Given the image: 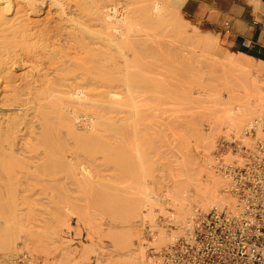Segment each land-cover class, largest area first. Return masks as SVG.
I'll return each mask as SVG.
<instances>
[{
  "label": "rangeland",
  "instance_id": "obj_1",
  "mask_svg": "<svg viewBox=\"0 0 264 264\" xmlns=\"http://www.w3.org/2000/svg\"><path fill=\"white\" fill-rule=\"evenodd\" d=\"M24 1V5L28 8L29 17L31 19V22L29 23V31L32 34L31 37L26 40L19 37V39L16 38L17 40H15L12 36V38L8 37V39H2L0 41V105L3 103V106L5 103L1 98L2 91L4 89H9L12 95L20 98L23 103H28V106H26L30 108V110H28L29 112H21L23 114H20L22 117L20 115L17 117L18 120L20 119V123L17 121V124H20V131H17L15 130L16 128L8 130L10 122L7 117L9 116L8 114L5 115L6 110L0 107V131L5 132L11 137L17 134V132L19 134L17 137L19 140L16 138L15 142L13 140L10 141L16 144H14L15 147L13 146L14 149L11 150L12 146L10 145V147L8 145L10 142L4 143V141V150L6 152L3 149L2 151L7 153V155L13 153L9 156H21L22 160L23 158L25 159L24 163V161H20L21 159H17L18 157H16L18 160L17 163L22 162L19 164L23 165L20 167L16 165V167L18 166L20 169L14 168L17 175L13 180H19L22 176L23 180H19L22 184L19 181H13L10 183V181H7L8 179H4L7 177H4L5 175L0 173V177L3 176V178L0 179H4L3 181H5H0V183L3 184L2 186L5 187V185L8 184L5 188H0V190L2 189L3 191H0V193L2 192V195L0 196V237L17 235L14 237V239H16L14 242H16L12 252L16 251L15 254H17L20 251L25 250L36 257H44L52 264H60L58 258L64 250L68 251L73 258V264H108V262L112 263L117 260L118 262L116 263H120L121 261L119 258H124L127 255L128 257L130 255L129 258L133 257L134 259H132L133 262L126 261V264H145L149 252V246L155 245L159 248L166 245L171 241L169 237L172 236L173 230L175 232V234L173 233L174 237V235L179 233L180 227L183 225L179 224L176 220L177 209L174 208V205H176V198L171 197V193H174L172 196L176 194L174 189L177 186V183L180 185L183 181V177H185V172L180 168L181 163L180 165L177 163L179 162L178 160L181 162V159L179 158H182L181 155H183L184 152L187 153L191 159L195 160L194 162L198 167H202V171H200L201 168H199L200 170L198 171V167H196L197 171L201 173V175L198 174L201 180L210 178L213 173H215V176L213 175L214 177H219L223 180L224 184L222 185L223 189H221V193L225 197V203L230 202L229 193L226 191V180L220 173L216 172L213 167L215 163L214 150L216 148L217 140L221 135L229 132L239 135L250 123L243 122L245 124L242 125V123V127L237 130V127H228L224 117L219 118L223 115L218 116L223 113V111L217 114L216 111H219V109L212 111L211 108H218L215 107L217 105L214 106L213 104L217 102L219 98L220 100L230 99L232 95H234V93H232L230 98H228V94H231V91L236 93L240 90L241 92L238 91V93H240L238 95H244L243 97H245V99H247L248 94H251L252 96L249 97L251 99H249L250 103H255V98L259 94L258 92H248L246 95L247 92L245 93V91H243L242 94L243 89L240 87L235 89L233 85L228 86V84H226V82H230L232 77L238 79L234 75L237 69H234V72L231 73L232 67L226 66V68H230V70L226 69L223 71L225 69V64L223 63L225 62H223L224 60L221 62L220 59L225 58L227 55L226 53L233 56L237 53H235L234 49L224 44L223 33L225 29L223 24L217 26L211 22L196 19L187 13L184 8L181 9V5L184 4L185 0H170L171 3L177 2L176 4H179V18L182 22L191 25V27L199 32L202 40L209 43L208 49L205 51L198 49L195 50L196 52L193 51V54L183 50V47L178 49V47H175V44L170 46L169 44H172L169 41L170 38L167 36L163 37V23H154L153 29L150 25L151 32L154 34L156 32L154 40H144L142 42L131 44L127 41L126 43H123L131 46L129 52L134 51L128 54V56L132 55L130 56V61L131 65H134V67L132 66L131 69L135 71V73L137 71L139 73L133 74V72H130L132 70L126 68L123 64L126 61L120 60L121 57V59L124 58L123 55L119 53L121 51L115 50L118 48V45L112 49L116 45L111 43H108L107 45L106 42H101L102 39L99 40L97 37L88 34L93 38H96L91 40L87 37L88 35L84 34V40L82 43L84 47L86 46L85 51L86 49L87 51L83 54L82 58H77L76 60H79L83 64L85 70L87 67L90 68L91 74L87 73V71L89 72V68L84 71L91 76H100L98 77L100 79H102L103 76H107L108 79L113 77L111 82L113 86H105V84L99 87L98 90H93L94 92H97V94L88 98L89 103H85L84 105L81 101L78 102L77 100L78 103H69V101L67 103H52L58 104L61 109L60 112H57L58 115H54V117L58 116L55 117V119L53 116L49 115L52 113L50 110L53 111L54 108L48 110L50 111L48 116L51 117H48V119H53V122L49 120V129L55 126L54 129H51V132L53 131L54 133L52 132L48 135L56 134L57 136H51V138L50 136L46 137L44 136L46 134L43 133L44 131H41L40 128V125L44 123L43 119L47 118L44 117L46 114L42 111L46 108L44 107V109H42L43 107L40 105L39 108L42 107V110H40L37 106L40 101H50L51 99L59 100V98L69 97L68 94L58 91L64 87L62 86V81L59 80L57 76L64 75L67 71L60 69L63 66L59 67L62 65L61 62L66 60V58L62 56L63 53H61L60 50H69L68 46H70L69 44L71 43V40L69 37L67 40L66 34H64L67 33L69 28L65 29L63 25L65 24L66 26L68 23L65 20L64 22H60L59 20L61 17L64 19L66 15L60 17L58 13H56V7L52 4L51 0ZM235 1L242 5L251 4L256 7L261 4V0ZM59 27H62L63 30L62 28L59 29ZM58 30L60 32H58ZM96 32L97 31H94V36L100 34L99 32ZM30 33L28 32L27 36H30ZM61 34H64L65 37H63L64 35L61 36ZM151 37L152 35H150L149 38ZM216 39L218 40V43L216 42ZM96 40L100 42H94ZM66 41H68L69 44ZM163 41L165 42L164 44ZM111 45H113V47ZM108 47L111 49L110 51L106 50ZM73 50L74 49H72V51ZM169 50L171 51V54L169 53ZM105 51H107V54L104 53ZM108 52L110 53V56L113 54L112 58L114 63H117V69L119 68L118 64H122L120 69H118L121 74L118 72L119 75H115L118 71L116 70V67L114 73L109 70L112 66L109 65L107 68L105 60L99 59L103 57L101 56L103 54L108 56ZM94 54L99 55L97 60L95 59L96 57H94L96 61H93L92 59ZM119 55L120 58L118 57ZM224 55L225 57H223ZM179 56H182V58H178ZM173 57L176 58L174 59ZM227 57H229V55H227ZM179 59L182 61L180 64ZM226 60H228V58H226ZM176 61L178 62L176 63ZM228 64L229 61L227 62V65ZM260 64L258 61H254V66L256 65L257 68L259 67L258 69L260 71L258 76L254 75L257 77L255 78L256 81L252 80L253 75L249 76V79L253 81L254 86L259 87V92L262 91L264 93V88L262 89L264 86V66H260ZM121 67L124 69L123 71H121ZM163 67H165V73L163 72ZM113 69L114 68H112V70ZM125 70L129 71L130 74H128L129 72L126 73ZM124 71L128 76L130 75L128 78L126 76L127 79L124 77L125 74L122 75V72ZM227 71H231L228 72L229 75L227 74ZM223 72H226L225 74L230 78H223L226 77ZM112 73L115 76L111 75ZM231 74L234 76L231 77ZM260 76L261 78L258 79ZM179 79L180 81H178ZM127 81L129 83H127ZM101 82L106 83L105 80ZM231 83L235 84V82ZM258 83L261 85H258ZM224 85L228 86L226 88L231 86L234 89L231 90L230 87V92H228L229 90L225 89ZM252 87L253 86H251V88ZM91 89H93V86L87 83L85 85V90L90 91ZM254 90L258 91V89ZM249 91H252V89ZM221 102H219V106ZM29 104H31V106H29ZM225 104L221 105L224 106ZM230 106L232 105H226L223 108L220 106V108L226 109V107L229 108ZM80 107H82V109ZM37 112L39 116L36 114ZM14 113L15 115L18 114L16 112ZM53 114L54 113L51 115ZM263 115L264 108L261 114L257 116V119ZM40 116H43L44 118L42 119ZM25 117L26 119H24ZM214 118L224 120L221 122L219 121V125L216 124L218 126L214 127L219 128L218 130L211 132L213 129L212 125H214L213 123L218 122V120H215L216 122H214ZM255 120L256 118L253 122ZM74 126H78L79 128H74ZM190 126H194V128ZM69 128L71 132H67V129L69 130ZM24 129L25 131H23ZM55 129L58 130L55 131ZM195 129H197V131H195ZM21 130L24 132L23 135ZM13 131H15L14 134ZM27 131L29 132L27 133ZM48 132L50 131L48 130ZM36 133L42 134L46 139L49 138L50 140H53L52 142L49 141V139L47 141L56 144L50 146L51 143L47 144L48 142L46 140L37 139L44 137L36 136ZM0 135L2 134L0 133ZM2 136V138L5 139L4 135ZM58 136L63 139V142L58 141L60 140V138L58 139ZM4 139H2V141ZM35 140L37 142L36 145ZM29 142H32V144L29 145ZM45 142L47 147H42L45 146L43 144L39 146V143L45 144ZM59 142H61V144H57ZM56 145H58V150L55 148ZM28 146L30 148H28ZM34 146H37V148ZM64 146L66 148H64ZM44 148L46 149L44 150ZM51 149H53V153L50 151L49 153H52L53 155L48 153V150ZM36 150H39V152ZM39 154L42 156L41 159L38 156ZM3 155L4 157L7 156L5 154ZM22 155H24V157ZM25 157H27V159ZM28 157L31 158V162H26V160L30 161ZM55 157H57V159ZM11 158L13 157L8 159L10 160ZM42 158H44V160ZM59 158L60 160H58ZM35 160H39L40 162ZM62 161H64V163ZM10 162L12 164L13 161ZM32 162H37V164ZM50 162H53V164L49 165L51 164ZM54 162H58L62 166L60 164H55ZM27 163L29 164V167L27 166L26 171V167L23 166L27 165ZM53 166H60L62 169L66 168V171ZM51 167H53L54 170H57L51 171ZM1 169L2 168H0V171ZM46 170L51 171V174H47L48 172ZM19 172L22 174H19ZM53 172L54 175H57L58 177L52 176ZM209 172L212 174L211 176ZM44 174H46V176H44ZM60 174L62 177H59ZM202 174H204L203 176H205L206 179L203 178ZM64 175H67V177ZM24 176H28L30 179H24ZM53 178L58 184L54 183L56 181L53 182ZM58 179L62 182H58L60 181ZM47 180L50 181L47 183ZM18 182L19 185L17 184ZM9 185H12L10 186L12 188H9ZM16 187H20V190L18 191ZM8 188L12 189L13 192H10ZM16 190L17 192H21V196H25L24 193H26V195L29 193L27 197H20L19 200H16V203L12 201L13 205L17 204V206H15V210H17L18 207L17 212L14 210L17 216L10 211L13 207L11 206L12 204H10L11 198H8L10 195H8V197L6 196L9 193L13 194ZM138 194H140V196ZM130 195L138 196L143 199H140L142 210L139 212H141V215L138 214V218H136L141 222H138L139 220L134 221V219L129 220L131 222L134 221L133 224L134 226L136 225V230H139H137L138 232L132 231L135 230V227L133 229L131 227L132 235L133 233H139L137 234L139 235V239L136 238V234H134L135 236L131 235L132 245L129 244V246L131 245L130 247H132L136 245V247H132L129 251L123 252L124 250L121 251L120 249L125 245L123 241L126 242L125 230L133 225L129 224L130 222H128V224L127 222H121L123 223L121 224L117 221L124 218V216L120 215H124L122 213L124 211L122 210H125L123 209L126 208L124 205L132 198ZM172 198L175 199L172 200ZM122 202H124V205ZM152 202L154 203L152 204ZM149 203L152 205H149ZM161 205L163 207H161ZM199 205L201 204L194 203L193 211L197 208L202 211H208L212 206L211 205L205 209ZM119 206L122 208V212H120L121 214L118 213V210L121 209ZM106 208L107 210H104ZM166 211L168 213H166ZM111 213L116 215H112ZM159 214H162L163 216L166 215V217L172 216L174 226H168L164 223L163 225L156 226L157 229L160 228L158 229L157 238L154 241L149 242V239L146 236L145 223H156ZM192 215L187 218V222ZM111 216L119 217V219L112 218ZM107 217H111L112 220L115 219L116 221L113 222L111 220L112 223ZM120 225L123 227L125 226L126 228L124 227L123 230V227H120ZM114 226L121 229V234L118 233L119 235H114L115 232H110L116 229ZM113 227L115 229H113ZM14 229H17L15 234L13 232ZM107 229H109V232H107ZM118 229H116V232L119 231ZM105 231L107 233H112L114 237L118 235V240L119 238L121 239L118 241L119 244H117V238L112 241L109 236V239L107 238L106 234L103 236L102 233ZM35 232H38L37 236L40 238H42V236L45 237L46 234H50L49 236L53 235L49 239L52 240L49 251H46L41 247L38 248V245L35 246V238H33V234H36ZM41 233H43V235ZM122 234H124L123 240L121 237ZM163 234L166 235L165 237H167L169 241L166 240V242H163ZM44 237L42 239L47 241V236L45 239ZM128 247L125 249L128 250ZM15 254L12 253L10 257H5L3 259L9 258L10 260ZM1 257L0 254V258ZM9 260H7L8 262L4 260V263L9 264Z\"/></svg>",
  "mask_w": 264,
  "mask_h": 264
},
{
  "label": "bare ground",
  "instance_id": "obj_2",
  "mask_svg": "<svg viewBox=\"0 0 264 264\" xmlns=\"http://www.w3.org/2000/svg\"><path fill=\"white\" fill-rule=\"evenodd\" d=\"M174 1H176V0H174ZM51 2H52V4L56 7V13H58V15L61 17V16H63V15H66L65 17H64V19L61 17H59L60 19V22H64V20L68 23L66 26H65V24L63 25V27L66 29V28H69V30H67V33H64V34H66V39L68 40V37L70 38V40H71V43L69 44V42L68 41H66V42H68V44L71 46V48H70V46H68V49L69 50H60L61 51V53H63L62 54V56L63 57H65L66 58V60H64L63 62H61L62 63V65H60L59 67H61V66H63L62 68H60V69H63V70H67L65 73H64V75H61V76H57V78L59 79V80H61L62 81V86L64 87L63 89H60V90H58V91H60V92H63V93H65V94H68L69 95V97H67V98H59V100H53V99H51V100H53V101H47V100H45V101H40V103H38L39 105L37 106L38 108H39V106L41 105L42 107V109H44V107L46 108L45 110H42L41 108H39L40 110H42L43 111V113L44 114H46V115H44V117H47L46 119H43L44 117L43 116H40L42 119H43V121H44V123L42 124V125H40V128H41V131H44L43 133H45L46 135H44V136H46V137H49L50 136V138H51V136H57L56 134L55 135H53V134H51V135H48V134H50V133H52L51 132V129H54V127L55 126H53V128H51V129H49V120L51 121V122H53L52 120L53 119H48V117L49 118H51L50 116H53V118L55 119V117H58V116H55L54 117V115H58L57 114V112H60V107H59V105L58 104H52V103H63V102H68L69 101V103H76L77 101L79 102V101H81L82 102V104L84 105L85 103H89L88 102V98H91L92 96H95L96 94H97V92H94L93 90H98V88L99 87H101V86H103V85H105V86H113V84H111V82H112V80H113V77H111V78H107V76H103V78L102 79H100V78H98V77H100V76H95V75H93V76H91L90 74V68L89 67H87L86 68V70L88 69L89 70V72L87 71V73H90V74H87L85 71V67L83 66V64L79 61V60H76L77 58H82V56H83V54L87 51V49H86V51H85V47H84V45H83V43H82V41L84 40V34H86V35H88V34H90V35H92L93 37H97L99 40H101V42L102 41H104V42H106L107 43V45H108V43L110 44H114V45H116V46H114L113 47V45H111L113 48L112 49H114L115 47H117V45H118V48H116L115 50H119V51H121V52H119V53H121L122 55H123V58L124 59H121L120 58V55L118 56L119 58H120V60L122 61H126L125 63H123L125 66H126V68H128V69H130V70H132L131 68H132V66L134 67V65H131V61H130V56H132V55H130V56H128V54H130V53H132V52H134V51H131V52H129L130 51V47L131 46H128L127 44H123L124 42L126 43V41L127 42H130V44L131 43H138V42H142V41H144V40H146V41H148V40H154V38H155V36L154 35H156V32H155V34L153 33V32H151V29H150V27L152 26V29H153V24L154 23H163V37H165V36H167V37H169L170 38V43H172V44H169L170 46L171 45H173V44H175V47H178V49L179 48H181V47H183L184 49L183 50H185L186 52L188 51V52H190V53H193L194 54V52L193 51H195V50H200V49H202V50H207L208 49V46H209V43L207 42V41H204V40H202V38H201V36H200V34H199V32L198 31H196V29H194L193 27H191V25H188V24H185L184 22H182V20L179 18V16H178V13H179V4H176L177 2H174V3H171V1L170 0H51ZM185 2V1H184ZM180 3V2H179ZM25 4V1L24 0H0V41L3 39H8V37H11L12 38V36L14 37L13 39H15V40H17L16 38H18L19 39V37H21V39H23V40H26V39H28L29 37H31V33H30V31H29V26H30V22H31V19H30V17H29V12H28V8L24 5ZM181 4V3H180ZM183 5V4H182ZM181 5V6H182ZM29 24V25H28ZM151 25V26H150ZM149 26V27H148ZM62 27H59V29H61ZM149 28V29H148ZM62 30H63V28H62ZM94 31H97V32H99L100 34H98V36H94ZM30 33L29 35L30 36H27V33ZM58 32H60L59 30H58ZM96 32V33H97ZM149 32H151V33H149ZM63 34V35H64ZM57 35V34H56ZM62 34H61V36H63ZM90 35H88L87 37L88 38H90L91 40H93V39H96V38H93L92 36H90ZM97 35V34H96ZM150 35H152V37L151 38H149L150 37ZM26 36H27V38H26ZM154 36V37H153ZM63 37H65V35L63 36ZM86 37V36H85ZM100 37V38H99ZM216 38V37H215ZM72 42H74V43H72ZM94 42H98V40H96V41H94ZM100 42V41H99ZM98 42V43H99ZM216 42L218 43V40L216 39ZM165 42L163 41V44H164ZM167 43H168V41H167ZM123 44V45H122ZM129 44V45H130ZM74 45V46H73ZM106 45V46H107ZM110 47V46H109ZM107 48L106 50H111L110 48ZM174 47V46H173ZM174 47V48H175ZM168 48V47H167ZM166 48V49H167ZM170 48V47H169ZM72 49H74L73 51H72ZM172 49V48H171ZM170 49V50H171ZM169 50V51H170ZM89 51V50H88ZM107 51H105L104 53H106ZM184 52V51H183ZM196 52V51H195ZM170 54H171V51L169 52ZM176 53H179V52H176ZM181 53V52H180ZM230 53H232V52H230ZM98 54H100V53H98ZM107 54V53H106ZM106 54H103V55H101V56H103V57H101V58H99V59H101V60H105V64H107L106 65V67L108 68V66L110 65V66H112L111 67V69H109V70H111L112 72H114V71H116V70H118V69H120V66H122V64H118V66H119V68L117 69V63H114V61H113V58H112V56H113V54H112V56H110V53L108 52V56H105ZM227 55H229V57H227V55H226V57H225V55L223 56V57H225V58H222V59H220L221 60V62L223 61V62H225V63H223V64H225L224 66V70L223 71H225L226 69H229L230 70V68H226V66L228 67H232V69H231V71H227V74H228V72H231V73H233L234 72V69L236 70L237 69V71L235 72V76L238 78V79H236L235 77H232V76H234V75H232L231 74V77L232 78H235V79H230V82L228 81V83L226 82V84H228V86L229 85H233V87L235 88V89H238L237 87H240L241 89H243L242 90V94H243V91H245V93H246V95L248 94V92H258V94L259 95H257V97L255 98L256 99V102H255V100H254V102L255 103H253L252 101V103H250L249 101L251 100L249 97L250 96H252L251 94H248L246 97H247V99H245V97H243L244 95H238V94H240V93H238V91H240V90H238L236 93L234 92V91H231V94H228L229 95V97L228 98H230V95H232V93H234V95H232V97L230 98V99H221L220 100V98H219V100H217V102H215V103H217V104H213L214 106L215 105H217V106H215V107H218V108H214V107H212L211 108V110L212 111H214L215 109H219V111L217 110H215L216 112H217V114L219 113V112H221V111H223V113H221V114H219L218 116H221V115H223V116H221V117H219V118H223L224 117V119L226 120L225 122H227V124H228V127L229 126H231V127H233V128H236V130L237 129H240L241 127H242V125H244L245 123H243V122H247L248 124L250 123H252L253 122V120L256 118V120H257V116L259 115V114H261V112L263 111V108H264V93L261 91V92H259L260 90H259V87L257 86H254V83H253V81L252 80H255L256 81V79L255 78H257V77H255L254 75H257L258 76V74H259V67L257 68V66L255 65L254 66V59H252L251 57L249 58V56L247 57L246 55H244V54H235V56H233V55H231V54H228V53H226ZM233 54V53H232ZM96 54H94V56H93V61H96L97 59H98V56L99 55H96ZM116 55V54H115ZM115 55H114V57H115ZM110 56V57H109ZM117 56V55H116ZM94 57H96L95 59H94ZM103 58V59H102ZM174 59L176 58V57H173ZM178 58H182V56L180 57H178ZM185 58V57H184ZM226 58H228V60H226ZM115 59V58H114ZM170 59V58H169ZM171 60V59H170ZM252 60H254V61H252ZM116 61V60H115ZM229 61V64L227 65V62ZM97 62H99V61H97ZM174 62H175V60H174ZM178 61H176V63H177ZM122 63V62H121ZM180 63H182V61H180V59H179V64ZM259 64H260V62H258ZM99 64V63H98ZM105 64H104V67H105ZM178 64V65H179ZM116 65V66H115ZM123 65V66H124ZM171 65V64H170ZM261 65H263L264 66V63L263 62H261V64H260V66ZM125 66H124V68H125ZM165 66V65H164ZM175 66H177V65H175ZM259 66V65H258ZM96 67V66H95ZM115 67H116V70H115ZM147 67V66H146ZM171 67V66H170ZM234 67V68H233ZM106 68V69H107ZM110 68V67H109ZM112 68H114L113 70H112ZM121 71H123L124 69L121 67ZM165 69V67H163V72L165 71L164 70ZM166 69H170V68H166ZM85 70V71H84ZM126 71V73H128L129 71H127V70H125ZM125 71L124 72H122L123 74L122 75H124L125 74V79H127L129 76L125 73ZM118 72L121 74V72L118 70L116 73L117 74H115V75H119L118 74ZM130 72H133V74L135 73V71H130ZM130 72L128 73V74H130ZM166 72H167V70H166ZM115 73V72H114ZM136 73H139L138 71L136 72ZM135 73V74H136ZM165 73V72H164ZM168 73V72H167ZM226 73V72H225ZM224 72H223V74H225ZM94 74V73H93ZM132 74V73H131ZM222 74V73H221ZM222 74V75H223ZM111 75H114L113 73L111 74ZM114 75V76H115ZM121 75V76H122ZM226 75V74H225ZM229 75V74H228ZM228 75H226V77H223V78H225V79H228V78H230ZM251 75H253L252 76V80L251 79H249L250 77L249 76H251ZM262 75V74H261ZM126 76H127V78H126ZM178 76V75H177ZM175 77V76H174ZM228 77V78H227ZM254 78V79H253ZM261 78V76L258 78V79H260ZM105 80V82L106 83H104V82H101V81H104ZM251 80V81H250ZM153 81V80H152ZM178 81H180V79L178 80ZM227 81V80H226ZM239 82V86H238V82ZM171 82V81H170ZM175 82H177V81H175ZM231 82H235V84H232ZM90 84L91 86H93V89H91L90 91H86L85 90V85L86 84ZM127 83H129L128 81H127ZM149 83V82H148ZM155 83V82H154ZM173 83H174V81H173ZM172 84V83H171ZM225 84V85H226ZM264 84V83H263ZM155 85V84H154ZM166 85H167V83H166ZM224 85V86H225ZM235 85V86H234ZM258 85H261L260 83H258ZM173 86H175V85H173ZM228 86H225V89H228L227 91L228 92H230V89L231 90H233L234 88H232L231 86V88L229 89V88H226V87H228ZM251 86H253L252 88H251ZM264 88V86L262 87V89ZM161 89V88H160ZM160 89H158V90H160ZM250 89H252V91H249ZM254 89H258V91H255ZM98 92H100V91H98ZM241 92V91H240ZM236 95V96H235ZM242 97V98H239V97ZM64 97V96H63ZM224 97V96H223ZM1 98L3 99V101L5 102L4 103V105L2 106V104L0 105V107L2 108V109H5L6 110V113H5V115H7L8 114V116L9 117H7V118H9V122H10V125H9V127H8V130H13L14 128H16L15 130H19L20 131V124H17V121H19L18 120V118L17 117H19V115L20 114H22L21 112H23V113H25V112H29L28 110H30V108H28L27 106H28V103H23V101L20 99V98H17L15 95H12L11 93H10V91H9V89H4L3 91H2V93H1ZM234 98V99H233ZM240 99V100H239ZM250 99V100H249ZM1 100V99H0ZM74 100V101H73ZM77 100V101H76ZM224 100V101H223ZM230 100V101H229ZM237 100V101H236ZM222 101V102H221ZM228 101H229V104H228ZM77 102V103H78ZM80 102V103H81ZM219 102H221V104H225V103H227V104H225L224 106H222L221 104H220V106H221V108H223V107H225L226 105H232V106H230L229 108H227L226 107V109H221L220 108V106L218 105L219 104ZM239 102V103H238ZM48 103H50V104H48ZM79 103V104H80ZM27 105V106H26ZM34 105H36V104H34ZM29 106H31V104H29ZM80 106V105H79ZM33 108V107H32ZM48 108V109H47ZM54 108V109H53ZM77 108H79V107H77ZM81 109H82V107H80ZM38 109V110H39ZM49 109H53V111L52 110H50L52 113H54L53 115H51L52 113H50L49 114V112L50 111H48ZM221 109V110H220ZM39 110V111H40ZM47 110V111H46ZM55 111V112H54ZM14 112H16V113H18V114H16L15 115V113ZM34 112V111H33ZM79 112V111H78ZM215 112V113H216ZM12 113H13V115H12ZM40 113V112H39ZM56 113V114H55ZM38 116H39V114H38V112L36 113ZM42 114V113H41ZM48 114L50 115V116H48ZM216 114V115H217ZM23 115V114H22ZM28 115V114H27ZM88 115V114H87ZM21 116V115H20ZM36 116V115H35ZM217 116V117H218ZM22 117V116H21ZM20 117V118H21ZM215 117V116H214ZM35 118H37V117H35ZM24 119H26V117L24 118ZM224 119H221V120H218V119H215L214 118V122H216L215 120H218V122H216V123H213L214 125H212V127H213V129H212V131L211 132H215L216 130H218L219 128H214L215 126L217 127L219 124L218 123H220L222 120H224ZM37 120H39V119H37ZM255 120V121H256ZM22 121H23V118H22ZM42 121V122H43ZM220 121V122H219ZM26 122V121H25ZM191 122H192V120H191ZM19 123H20V121H19ZM22 123V122H21ZM64 123V122H63ZM243 123V124H242ZM216 124H218V125H216ZM242 124V125H241ZM51 125H54V124H51ZM61 125H63V124H61ZM191 125V124H190ZM196 125V124H195ZM25 127V126H24ZM78 127V126H77ZM76 126H74V128H77ZM190 127H192V128H194V126H190ZM22 128V127H21ZM79 128V127H78ZM191 128V129H192ZM232 128V129H233ZM215 129V130H214ZM27 130V129H26ZM48 130L50 131V132H48ZM56 130H58V129H55V131ZM64 130V129H63ZM78 130H80V129H78ZM194 130V129H193ZM233 130H235V129H233ZM23 131H25V129L23 130ZM34 131H36V130H34ZM66 131V130H65ZM75 131V130H74ZM76 131H77V129H76ZM195 131H197V129H195ZM29 131H27V133H28ZM39 132V131H38ZM61 132V131H60ZM64 132V131H63ZM67 132H71V130H70V128H69V130L67 129ZM0 133L2 134V135H4V137H5V139L4 138H2L3 136L2 135H0V168H2L1 169V171H0V173H3L5 176L4 177H7V178H4V179H8L7 181H10V183L11 182H13V181H19V180H23L22 178V176H21V178H19V180H13V178H16V171H15V169L14 168H16V169H18L21 165H23V164H19V163H22V162H19V163H17L18 162V160L17 159H21L20 161H24V163H25V159L23 158V160H22V158H21V156H15V155H13V156H9V155H12L13 153H11V154H8L7 155V153H5L6 151L4 150L5 149V147H4V143H7V142H10L11 140H13L14 142H15V140H16V138L19 136V134H18V132H17V134H15V135H13L12 137L10 136V135H8V134H6L5 132H1L0 131ZM15 133V131H13V134ZM21 133H22V135H23V133L24 132H22V130H21ZM26 133V134H27ZM42 133V132H41ZM42 133V134H43ZM54 133V132H53ZM57 133V132H56ZM42 134H37L36 133V136H39V137H42L43 135ZM57 134H59V133H57ZM63 134V133H62ZM29 135H31V134H29ZM41 135V136H40ZM43 136V137H44ZM11 137V138H10ZM24 137V136H23ZM37 138V137H36ZM60 138V136H58V139ZM2 139H4L3 141H2ZM28 139H32V138H28ZM37 139H43V140H48L49 138H37ZM57 139V140H58ZM17 140H19L18 138H17ZM56 140V139H55ZM63 139H61L60 138V140H58V141H62ZM5 141V142H4ZM31 141V140H30ZM38 141H40V140H38ZM49 141H53V140H50L49 139ZM49 141H47L48 143L47 144H49V143H51V142H49ZM4 142V143H3ZM63 142V141H62ZM15 143H13V142H10V143H8V145L10 146H12V148H11V150H13L14 148H13V146L15 147V145H14ZM27 144V143H26ZM30 144H32V142H29V145ZM37 144V142H36V140H35V145ZM41 144H43V145H45V146H42V147H47V145H46V142H45V144L44 143H39V146L41 145ZM52 144H56V143H51L50 144V146L52 145ZM57 144H61V142H59V143H57ZM10 146V147H11ZM49 146V147H50ZM58 145H56V149L58 148L57 147ZM60 146H62V145H60ZM59 146V147H60ZM66 146H67V144H66ZM34 147H36L37 148V146H34ZM26 148V147H25ZM28 148H30L29 146H28ZM35 148V149H36ZM54 148V147H53ZM64 148H66L65 146H64ZM2 149L5 151H2ZM27 149V148H26ZM41 149V148H40ZM43 149V148H42ZM46 148H44V150H45ZM49 149V148H48ZM43 150V151H44ZM52 150L53 149H51V150H48V153H49V151L50 152H52ZM58 150V149H57ZM60 150V149H59ZM63 150V149H62ZM2 151V152H1ZM28 151V150H27ZM36 151H38L39 152V150H36ZM35 151V152H36ZM4 152V153H3ZM30 152V151H29ZM46 153V152H45ZM53 153V152H52ZM52 153H49V154H52ZM183 153V152H182ZM181 153V154H182ZM3 154H5V155H7V156H5L4 157V155ZM24 154H26V153H24ZM31 155H34V154H31ZM53 155V154H52ZM51 155V156H52ZM180 155V154H179ZM23 157H24V155H22ZM27 156V155H26ZM30 156V155H29ZM39 157H40V159H41V155L39 154L38 155ZM182 156V158H179V159H181V162H180V160H178L179 162H177V160H176V162L177 163H179V165H180V163H181V165H180V168H181V170H183V172H185V177H183V181L181 182V184L180 185H178V183H177V186L175 187V189H174V191H176V196L174 195V196H172V194H174V193H171V197H175L176 198V205H174V208L175 209H177V218H176V220L179 222V224H186V222H187V218H189V216H191L192 214H193V204L194 203H196V204H201V205H199V206H202L203 208H208L209 206H211V205H216V206H222V205H224V203H225V197L222 195V193H221V189H223L222 188V185L224 184L223 183V180H221V178H219V177H214L215 175V173H213V175L212 174H210V172H212V171H210L209 172V174H210V178H205V176H203L204 174H202V176H203V178H205L206 180H204V179H200L199 178V176H198V174H200L201 175V173L200 172H198L200 169L199 168H201V170L200 171H202V167H198V165H196L195 164V160L194 159H191L190 157H189V155L187 154V153H185L184 152V154L183 155H181ZM10 157H13V158H11L10 160L8 159V158H10ZM16 157H18L17 159H16ZM61 157V156H60ZM178 157H180V156H178ZM177 157V158H178ZM14 158H15V160H14ZM26 159H27V157H25ZM29 158V157H28ZM32 158H35V157H32ZM36 158H38V157H36ZM49 158V157H48ZM56 159H57V157H55ZM55 158H53V159H55ZM31 158H29V160H30ZM43 160H44V158H42ZM52 159V158H51ZM34 160V159H33ZM48 160V159H47ZM58 160H60V158L58 159ZM10 161H13L12 162V164H11V162ZM35 161H39V160H35ZM42 161V160H41ZM26 162H31V160L30 161H27L26 160ZM40 162V161H39ZM38 162V163H39ZM63 163H64V161H62ZM61 162V163H62ZM32 163H35V164H37V162H32ZM44 163V162H43ZM46 163V162H45ZM51 164H49V165H52L53 164V162H50ZM55 164H60V163H58V162H54ZM66 163H68V162H66ZM54 164V165H55ZM195 164V165H194ZM16 165H18L17 167H16ZM32 166H34L33 164H31ZM39 165V164H38ZM61 165V164H60ZM12 166H15V167H12ZM27 166L29 167V164L27 163V165H24L23 167H26L25 168V170L27 169ZM62 166V165H61ZM38 167V166H37ZM41 167V166H40ZM48 167H50V166H48ZM53 167H55V166H53ZM53 167H51V171H56V170H54L53 169ZM67 167V166H66ZM196 167H198L197 169H198V171H197V169H196ZM36 168V167H35ZM55 168H61L62 169V167H55ZM203 168H206V167H203ZM14 169V170H13ZM20 169V168H19ZM45 169V168H44ZM66 168H64V169H62V170H65ZM29 170V169H28ZM37 170V169H36ZM41 170V169H40ZM27 171V170H26ZM42 171V170H41ZM40 171V172H41ZM48 173L47 174H51L50 172L51 171H49V170H46ZM60 171V170H59ZM66 171V170H65ZM70 171V170H69ZM205 171H206V169H205ZM32 172V171H31ZM58 172V171H57ZM62 172V171H61ZM18 173V172H17ZM43 173H45V172H43ZM58 173H60V172H58ZM62 173H64V172H62ZM19 174H22V173H20L19 172ZM18 174V175H19ZM35 174H37V173H35ZM53 175L52 176H57V175H54V172L52 173ZM38 175H40V174H38ZM67 175H69V174H67ZM67 175L65 176V177H67ZM29 176H30V172H29ZM44 176H46V174H44ZM50 176V175H49ZM26 177V178H25ZM37 177V176H36ZM58 177V176H57ZM59 177H62V175L60 174V176ZM69 177V176H68ZM0 178H3V176L2 177H0ZM44 178V177H43ZM56 178V177H55ZM3 179V180H4ZM24 179H30V178H28V176H24ZM35 179V178H34ZM54 179V178H53ZM3 180H1L0 179V181H3ZM39 180V179H38ZM37 180V181H38ZM44 180V179H43ZM51 180V179H50ZM50 180H47L46 182L48 183V181H50ZM58 180H60V179H58ZM64 180V179H63ZM45 181V180H44ZM54 181H56L55 179L53 180V182ZM3 182H5V181H3ZM20 182V181H19ZM19 182L17 183L18 185H19ZM39 182H40V180H39ZM43 182V181H42ZM58 182H62L61 180L60 181H58ZM8 183V182H7ZM21 184H22V182H20ZM54 183H57V181L56 182H54ZM13 184V183H12ZM58 184V183H57ZM3 184L2 183H0V188L1 187H3L2 186ZM8 185V184H7ZM7 185H5V187L7 186ZM10 186H12V185H9L8 187L9 188H12V187H10ZM14 186V185H13ZM5 187H3V188H5ZM8 188V189H9ZM16 189H18V191L20 190V187H16ZM13 190H14V188H13ZM22 190V189H21ZM25 190V189H24ZM0 191H2V189L0 190ZM9 191L11 192L12 191V189H9ZM137 191V190H136ZM141 191V190H140ZM3 192V191H2ZM2 192L0 193V196L2 195ZM13 192V191H12ZM138 192H139V190H138ZM145 192H146V190H145ZM9 193V192H8ZM20 193L21 192H17V190L13 193V194H11V193H9V194H7L6 196L8 197V195H10L8 198H11V203L10 204H12L13 202H15L16 200H19L20 199V197L22 198V197H27L28 195H29V193H28V195H26V193H24V191H23V193H24V195L25 196H21L20 195ZM134 193V192H133ZM133 193H131V194H133ZM5 194V193H4ZM135 194V193H134ZM137 194V193H136ZM143 194V193H142ZM31 195V194H30ZM139 196H140V194H138ZM168 195V194H167ZM130 196H132V195H130ZM154 196V195H153ZM3 197V196H2ZM144 198H146L145 196H143ZM149 197V196H148ZM1 198V197H0ZM156 198V197H155ZM167 198V197H166ZM175 198H172V200L173 199H175ZM24 199V198H23ZM128 199V198H127ZM126 199V200H127ZM143 200L141 197L139 198L138 196H132V198L127 202V204H123L124 202H122V204L126 207V208H123V209H125V210H122V208L119 206V208H121L120 210H118L119 212L118 213H120V212H122V211H124V212H122L124 215H120V214H118V215H120V216H124V218L123 219H120V220H118L117 222H127V224H128V222H130L129 224H131V225H133V226H130V228L129 229H126L125 230V233H126V242L125 241H123L124 243H125V245H123V244H120V245H123L122 247H121V251H123V252H125V251H129V249L130 248H135L136 247V245H134V246H132V247H130L131 245H132V240H131V235H132V231H137L136 230V228L137 227H135L134 226V224H133V222L134 221H136V220H139V219H136V218H138V214L139 215H141L140 213L141 212H139V211H141L142 210V207H141V200ZM13 201V202H12ZM18 202V201H17ZM146 202V201H145ZM16 203V202H15ZM19 203V202H18ZM142 203H143V201H142ZM154 202H152V204H153ZM151 203H149V205H152ZM159 204V203H158ZM147 205V204H146ZM155 205V204H154ZM11 206H13L12 207V209L10 210L11 212H13V214H15V212H14V210H15V206H17V204H12ZM110 207V206H109ZM117 207V206H116ZM145 207V206H144ZM154 207V206H153ZM153 207H152V209H153ZM156 207V206H155ZM161 207H163L162 205H161ZM114 208V207H113ZM112 208V209H113ZM141 208V209H140ZM103 209V208H102ZM109 209V208H108ZM175 209H173V210H175ZM17 210H18V207H17ZM17 210H15L16 212H17ZM104 210H107V208L106 209H104ZM110 210V209H109ZM122 210V211H121ZM163 210V209H162ZM113 212H115V211H113ZM101 213V212H100ZM110 213V212H109ZM166 213H168L167 211H166ZM165 213V214H166ZM102 214V213H101ZM112 214V213H111ZM148 214H150V213H148ZM16 216H17V214H15ZM104 215V214H103ZM112 215H116V214H112ZM146 215H147V213H146ZM150 215H152V214H150ZM167 215V214H166ZM165 215V216H166ZM171 215V214H170ZM176 215V214H175ZM107 216V215H106ZM193 216V215H192ZM109 217V216H108ZM107 217V218H108ZM112 218L114 217V218H116V219H119V217L117 218V217H115V216H111ZM111 217L110 218H108V220L110 219V222H114V221H116L115 219L114 220H112L111 219ZM135 217V218H134ZM141 217V216H140ZM156 217V216H155ZM100 218V217H99ZM132 219H134V221L133 222H131V221H129V220H132ZM141 219V218H140ZM144 219V218H143ZM112 220V221H111ZM147 221V220H146ZM112 222V223H113ZM138 222H141L140 220L138 221ZM120 223H118V224H120ZM121 224H123V223H121ZM135 224H136V222H135ZM139 224V223H138ZM125 225V224H124ZM182 225V226H183ZM122 225H120V227H121ZM140 226V225H139ZM181 226V225H180ZM115 228H116V226H114ZM113 227V229H115ZM123 227V226H122ZM125 227V226H124ZM124 227H123V230H124ZM131 227H132V229L135 227V230H132L131 231ZM126 228V227H125ZM116 229H118V227L116 228ZM116 229L115 230H112V231H110V232H115L114 233V235H116V234H121V229H118L119 231H117L116 232ZM158 229H160V228H158ZM157 229V230H158ZM17 229H14V234L16 233L15 231H16ZM109 229H107V232H109L108 231ZM122 230V231H123ZM162 230V229H161ZM180 230H181V227H180ZM9 231V230H8ZM10 231H12V230H10ZM67 231H70V230H67ZM101 231V230H100ZM139 231V230H138ZM137 231V232H138ZM106 231L104 232V233H102V235L104 236V234H106V236H107V238H108V236L111 238L110 240H114V239H116L117 237H118V235L117 236H115L114 237V235L112 234V233H107ZM177 232V231H176ZM180 232V231H179ZM36 234H33L34 235V237L33 238H35L34 239V244H35V246H37L38 245V248L39 247H41L42 249H45L46 251H49L50 250V245H51V241L52 240H49L50 239V237H52V236H49L50 234H46V236H47V239L49 240H43L42 238L44 237V236H42V238H40L39 236H37V234H38V232H35ZM124 233V234H125ZM173 233L175 234V232H174V230H173ZM173 233H172V236H170L169 237V239L170 240H173L174 238H175V236L178 234H176V235H174V237H173ZM12 234V233H11ZM42 235H43V233H41ZM96 234V233H95ZM108 234H110V235H108ZM124 234H122V240H123V236H124ZM134 234H136V233H133V235ZM137 234H139V233H137ZM136 234V235H137ZM132 235V236H133ZM15 236H17V235H15ZM15 236H13V235H11V236H3V237H0V254H1V258H0V264H6V263H4V260H6V262H8L7 260H9V258L8 259H3V258H5V257H10L11 256V254L13 253V254H15L16 253V251L15 252H12L13 251V247H15L14 245H15V242H14V240H16V239H14V237ZM45 236V237H46ZM48 236H49V238H48ZM55 236V235H54ZM135 236V235H134ZM166 235H164L163 234V242H166V240L167 241H169L168 240V238L167 237H165ZM31 237H32V235H31ZM45 237H44V239H45ZM139 237V235H137V237L136 238H138ZM17 239H18V237H17ZM109 239V238H108ZM139 239V238H138ZM121 239L119 238V240H118V238H117V242L118 241H120ZM116 242V241H115ZM122 242V243H123ZM130 242V243H129ZM58 244V243H57ZM117 244H119V242L117 243ZM129 244H131L130 246H129ZM55 245H56V243H55ZM58 246V245H57ZM129 246V247H128ZM33 247V246H32ZM31 247V248H32ZM119 247V246H118ZM128 247V250H126L125 248H127ZM140 247V246H139ZM87 248V247H86ZM120 248V247H119ZM141 249V248H140ZM40 250V249H39ZM44 250V251H45ZM86 250H89V249H86ZM143 250V249H142ZM41 251V250H40ZM119 251V250H118ZM120 251V252H121ZM132 251V250H131ZM141 252V251H140ZM86 253H88V252H86ZM127 253V252H126ZM129 254H130V252H129ZM129 257H130V255H129ZM128 257V255L127 256H125L124 258H119L120 259V263H123V264H126V261L127 262H133V260L132 259H134L133 257L132 258H129ZM51 258V257H50ZM128 260H127V259ZM123 259H125V260H123ZM122 261H125V262H122ZM56 262V261H55ZM58 262L60 263V264H73V258L71 257V255L69 254V252L68 251H63V252H61V254H60V256H59V258H58ZM116 262H118V260L117 261H115V262H110L111 264H120V263H116ZM109 262H108V264H110ZM54 264V263H53ZM99 264V263H98ZM127 264H131V263H127Z\"/></svg>",
  "mask_w": 264,
  "mask_h": 264
},
{
  "label": "built area",
  "instance_id": "obj_3",
  "mask_svg": "<svg viewBox=\"0 0 264 264\" xmlns=\"http://www.w3.org/2000/svg\"><path fill=\"white\" fill-rule=\"evenodd\" d=\"M214 156L230 202L197 208L173 240L149 246L145 264H264V115L239 135H221ZM163 223L174 226L173 217L159 214L156 223H145L149 242ZM9 264L52 263L23 250Z\"/></svg>",
  "mask_w": 264,
  "mask_h": 264
},
{
  "label": "crops",
  "instance_id": "obj_4",
  "mask_svg": "<svg viewBox=\"0 0 264 264\" xmlns=\"http://www.w3.org/2000/svg\"><path fill=\"white\" fill-rule=\"evenodd\" d=\"M182 8L196 19L223 24L225 45L264 63V0L257 7L235 0H185Z\"/></svg>",
  "mask_w": 264,
  "mask_h": 264
}]
</instances>
